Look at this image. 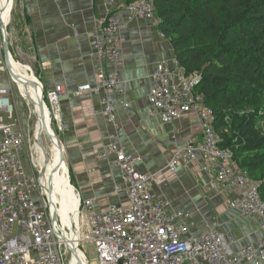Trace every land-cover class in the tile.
I'll list each match as a JSON object with an SVG mask.
<instances>
[{
  "label": "built area",
  "instance_id": "built-area-1",
  "mask_svg": "<svg viewBox=\"0 0 264 264\" xmlns=\"http://www.w3.org/2000/svg\"><path fill=\"white\" fill-rule=\"evenodd\" d=\"M107 4L111 8L124 6L126 22H152L160 36L166 38L160 28L162 22L155 0H107ZM94 24L92 53L101 64L108 61L115 67L106 70L101 65L98 82L81 84L74 94L98 92L103 95L104 113L112 129L98 156L114 157L115 166L123 173L128 202L98 208L75 187L79 217L82 210L89 217V234L82 237L79 230V247L83 241L91 244L97 264H264V199L260 195V183L244 171L233 149L222 145L223 136L217 131L215 111L198 91L201 73H187L176 55L158 61L148 109L150 115H160L173 141L179 137L177 122L190 113L197 117L201 134L192 133L183 146H177L168 167L174 170L199 155L202 157L204 171L213 177L214 184L233 192L228 205L245 214L261 230V239L241 249H236L226 234L214 227L188 234L185 222L188 214L173 210L169 199L156 195V175L141 171L140 155L125 147L118 107L108 97V92L121 82V72L116 67L124 56L125 24L111 12ZM0 33L1 53L5 43ZM9 74L12 75L11 71ZM41 90L37 104L28 101L39 125L44 112L48 111L50 125L59 137L57 132L63 128L61 97L67 90L62 84L53 90L42 85ZM10 94L9 88L0 87V264H65V252H73L65 234L68 227H62L61 219L53 217L54 205L42 182L43 165H40L39 175L25 165L22 154L26 151V138L16 129V123L10 122L15 110Z\"/></svg>",
  "mask_w": 264,
  "mask_h": 264
},
{
  "label": "crops",
  "instance_id": "crops-1",
  "mask_svg": "<svg viewBox=\"0 0 264 264\" xmlns=\"http://www.w3.org/2000/svg\"><path fill=\"white\" fill-rule=\"evenodd\" d=\"M10 10V44L45 89L62 84L67 90L61 97V140L57 137L67 178L71 182V169L74 187L83 198L92 199L102 209L111 203L128 202L123 173L115 166L114 157L98 156L112 129L104 113L103 95L74 94L81 84L98 82L101 65L106 70L115 67L108 61L101 64L92 53L91 40L95 21L111 12L125 24L126 40L123 60L116 67L121 82L108 97L118 107L125 147L140 155L141 171L156 175V195L169 199L173 210L188 214L185 222L190 235L214 227L223 231L236 249L261 239L257 224L228 205L233 192L214 184L213 177L204 171L200 155L174 170L168 167L175 148L183 146L192 133L201 134V128L190 113L177 122L179 137L173 141L160 115L149 113L155 66L176 55L170 39L162 38L155 24L145 20L126 22L127 9L111 8L107 0H14ZM3 70L0 56V87L7 83Z\"/></svg>",
  "mask_w": 264,
  "mask_h": 264
},
{
  "label": "trees",
  "instance_id": "trees-1",
  "mask_svg": "<svg viewBox=\"0 0 264 264\" xmlns=\"http://www.w3.org/2000/svg\"><path fill=\"white\" fill-rule=\"evenodd\" d=\"M160 28L215 111L222 145L264 199V0H155ZM253 108V109H252ZM264 118V117H263Z\"/></svg>",
  "mask_w": 264,
  "mask_h": 264
},
{
  "label": "bare ground",
  "instance_id": "bare-ground-1",
  "mask_svg": "<svg viewBox=\"0 0 264 264\" xmlns=\"http://www.w3.org/2000/svg\"><path fill=\"white\" fill-rule=\"evenodd\" d=\"M13 0H0V19L7 26L9 23L10 9ZM11 58V71L15 80L18 81L19 90L22 94L26 96V99L30 102L37 104L40 96L43 92L41 90L42 83L38 77L32 73L30 66L27 64H22L16 61L13 56ZM53 139L56 145V157L51 158L48 154L46 147L43 146V134ZM36 138L38 140L37 147L40 151L41 157L39 161L46 170L43 174L42 182L45 190L48 191L51 202H53V217L61 219L63 225L62 227H68L66 231V236L69 238L71 250L73 251V257L70 261L71 264H87L89 258L86 251L79 247L80 242V217L78 213L79 201L76 199V191L74 185L71 184L70 180L67 178V182L61 183L59 177L58 166L64 162V154L62 153V148L60 147L58 137L50 125L48 111L44 112V117L42 123L37 125ZM42 136V137H41ZM75 197V198H74ZM67 229V228H66ZM93 264V263H92Z\"/></svg>",
  "mask_w": 264,
  "mask_h": 264
},
{
  "label": "rangeland",
  "instance_id": "rangeland-1",
  "mask_svg": "<svg viewBox=\"0 0 264 264\" xmlns=\"http://www.w3.org/2000/svg\"><path fill=\"white\" fill-rule=\"evenodd\" d=\"M191 1L192 0H190V2ZM11 17H12V13L10 11L9 23L7 25L8 26V41L10 39ZM0 29H1V27H0ZM0 41L2 42V34L0 35ZM10 51L12 53L13 58L16 61H19L22 64H25L24 58H22L17 53L14 45L10 44ZM0 56L2 58V62H3V66H4L3 73L6 76L5 79L7 81V83L3 84V87L10 89V91H11L10 96H11V99L13 100V104L15 107L14 117L12 118V120H10V122H15L16 123V125H15L16 129L22 131L25 138H26V151L22 155H23V159H24V162H25L27 169L34 171L39 175L40 165H41L39 158L41 157V154H40V151L37 147L38 140H37L36 134H35L36 129H37V125H38L37 115H35V113H34L32 104H30V102L26 99V96H24L22 94L21 90H19L18 81L15 80L13 75L9 74L10 71H9L8 65L6 64L7 62L5 59L4 48H2V52H1ZM25 65H27V64H25ZM32 73H33V71H32ZM257 116H259L260 124L264 128V118H263L264 117V108L257 109ZM57 134L60 136L59 132H57ZM43 143H44L43 146L46 147L48 154H50L51 158L54 159L56 157V151L57 150H56V145L54 144L53 139L49 138L47 136V134L45 133V134H43ZM68 167H69V165H68ZM64 168H65V165H64V162H62V164H60L58 166V170L60 172L59 177H60L62 184L63 183L65 184L67 182V180H66L67 179V173H66V169H64ZM69 169H70V167H69ZM70 177H71V182L73 184L71 169H70ZM39 204L41 205V201H39ZM80 217H81L80 218V222H81L80 232L82 233V237H86L89 234L88 233V231H89V225H88L89 224L88 223L89 217L87 216V213L85 212V210L81 211ZM80 247H81V249H84V251H86L87 256L89 258V261H90V264H92V263L97 264L94 261L96 257L94 254H92V247L93 246L91 244H87L85 241H83L80 244ZM71 259H72L71 252L70 251L65 252V259H64L65 264H71L70 263Z\"/></svg>",
  "mask_w": 264,
  "mask_h": 264
},
{
  "label": "water",
  "instance_id": "water-1",
  "mask_svg": "<svg viewBox=\"0 0 264 264\" xmlns=\"http://www.w3.org/2000/svg\"><path fill=\"white\" fill-rule=\"evenodd\" d=\"M0 27L3 33V42L5 43V59L8 65L9 70L11 71V51H10V42L8 41V26L5 25L4 22H0ZM12 72V71H11ZM42 174H45L46 170L42 169Z\"/></svg>",
  "mask_w": 264,
  "mask_h": 264
}]
</instances>
